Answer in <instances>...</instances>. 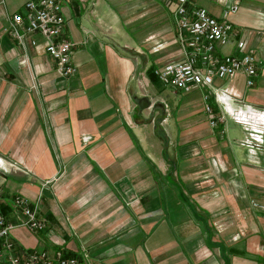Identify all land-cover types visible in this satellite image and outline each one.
Segmentation results:
<instances>
[{
    "label": "crops",
    "instance_id": "0c3cea01",
    "mask_svg": "<svg viewBox=\"0 0 264 264\" xmlns=\"http://www.w3.org/2000/svg\"><path fill=\"white\" fill-rule=\"evenodd\" d=\"M24 1L0 0V211L15 225L12 195L39 193L45 226L11 228L16 253L84 247L91 264H264V153L251 158L226 114L210 127L201 99L215 115L225 101L264 110V0L203 6L221 18L237 2L224 15L237 33L216 52L253 54V84L214 77L180 90L175 105L153 86V68L178 59L155 58L166 45L179 52L171 2L60 0L75 66L61 78L38 33L22 49L8 32Z\"/></svg>",
    "mask_w": 264,
    "mask_h": 264
},
{
    "label": "built area",
    "instance_id": "2783aa9c",
    "mask_svg": "<svg viewBox=\"0 0 264 264\" xmlns=\"http://www.w3.org/2000/svg\"><path fill=\"white\" fill-rule=\"evenodd\" d=\"M236 1V0H235ZM172 3L170 18L174 24L175 41L179 49V58L167 61L153 68V74L159 81L169 87L188 91L195 87H207L214 77L230 79L239 75L244 77L246 86L253 84L256 76L258 60L248 52L238 56L216 52V45L222 44L227 38L236 35L237 31L224 18L228 11L237 7L234 2L223 9L222 17L217 18L208 13L202 6L191 0H166ZM21 10H16L8 16V32L25 46V35L38 33L43 41L42 51L48 54L58 76L67 77L75 72V66L70 62L72 43L61 35L63 16L60 0H25ZM31 45H36L34 38ZM241 42L238 40L237 45ZM24 52V51H23ZM21 66L27 63V56L18 62ZM202 106L207 116L209 126L217 121L224 122L226 116L242 130L238 144L243 146L251 158L264 153V110L249 104L231 108L227 101L221 102L223 112L215 115L208 104V94H202ZM4 164L0 158V166ZM8 165L12 163L7 162ZM39 193L34 202L18 193L12 195L11 204L21 215V220L15 224L25 226L33 232L44 229L45 220L37 214ZM253 206H258L252 202ZM264 209V205L260 206ZM7 221L0 211V264H91L90 257L84 247L77 255H63L61 249L48 250L45 248L24 251L23 255L16 253V245L10 237V229L15 226Z\"/></svg>",
    "mask_w": 264,
    "mask_h": 264
},
{
    "label": "rangeland",
    "instance_id": "374dc122",
    "mask_svg": "<svg viewBox=\"0 0 264 264\" xmlns=\"http://www.w3.org/2000/svg\"><path fill=\"white\" fill-rule=\"evenodd\" d=\"M207 1H209V0H191V2L195 3L198 6H202V7L207 5ZM18 9H20L22 11L21 7H19ZM163 18H164V16H163ZM145 47L147 49H149L147 46H145ZM174 48H175L174 46L172 48V45H166L164 51H162L159 55L158 54L155 55V58H157L158 56H160V58L157 60V62H162L163 63L166 60L175 59L176 57L179 58V55H178V53L176 51V48L175 49ZM126 53L129 54V55H131V56H135V54L133 52V49H129V51L126 52ZM145 54L147 55L149 53L146 52ZM144 59H145V61H148V58H147V60H146V58H144ZM138 61H139V63H142L141 58H139ZM157 82H159V81L157 80ZM157 82L155 81V83L153 84V86L156 87L155 90L157 91V93L159 92L162 95V97H164L165 101L172 102L173 103L172 105L177 104V102H179L180 98L183 96L182 95L183 92L177 91L178 93H174V91L172 90V88H170L168 86L163 87L162 85H160V83H157ZM236 128L238 129V132L240 134L239 127L237 126ZM9 162L12 163V165H10V166H14V165L17 166V163L11 162L10 160H9ZM18 167L20 168L19 165H18ZM0 181H1V176H0ZM1 190H2V187L0 186V191ZM252 202H253V200H252ZM252 202H249V204H252ZM258 209H260L261 211L264 212V209L263 208L262 209L261 208H258ZM235 238H238V237L235 236Z\"/></svg>",
    "mask_w": 264,
    "mask_h": 264
},
{
    "label": "trees",
    "instance_id": "16d2710c",
    "mask_svg": "<svg viewBox=\"0 0 264 264\" xmlns=\"http://www.w3.org/2000/svg\"><path fill=\"white\" fill-rule=\"evenodd\" d=\"M151 74H152V70H151ZM2 213V212H1ZM3 214V213H2Z\"/></svg>",
    "mask_w": 264,
    "mask_h": 264
}]
</instances>
